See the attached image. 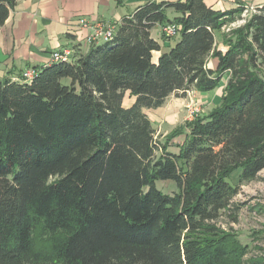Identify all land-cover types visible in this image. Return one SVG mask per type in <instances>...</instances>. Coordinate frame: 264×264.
<instances>
[{
  "label": "trees",
  "instance_id": "obj_1",
  "mask_svg": "<svg viewBox=\"0 0 264 264\" xmlns=\"http://www.w3.org/2000/svg\"><path fill=\"white\" fill-rule=\"evenodd\" d=\"M17 1L0 0V27ZM237 2L146 0L113 40L0 81V264H240L245 247L219 223L264 170V6L223 33L222 52L216 34L242 20ZM174 24L163 50L151 31ZM226 74L218 106L158 139L145 110L214 91Z\"/></svg>",
  "mask_w": 264,
  "mask_h": 264
},
{
  "label": "crops",
  "instance_id": "obj_2",
  "mask_svg": "<svg viewBox=\"0 0 264 264\" xmlns=\"http://www.w3.org/2000/svg\"><path fill=\"white\" fill-rule=\"evenodd\" d=\"M146 0H18L6 23L0 27V81L11 79L22 80L23 73L29 69L48 66L51 55L57 50L72 48L80 44L82 50H88L90 45L86 36L91 30L83 28L79 21L85 18L91 23H101L117 27L124 18L130 16ZM158 2L175 3L180 0H157ZM216 11L236 9L237 0H204ZM246 7V14L252 13V8L264 6V0H241ZM173 19L176 14L172 13ZM242 20H239L240 22ZM237 22L231 24L222 32L216 34L217 48L226 52L228 47L223 43V33L238 27ZM152 37L160 43L163 50H168L173 43L165 41L162 26L158 25L151 31ZM161 52H154L153 61L157 63ZM218 59L210 58L209 68L218 67ZM230 74L224 75L219 88L207 93L191 91L186 97L171 95L162 107L147 109L146 114L153 123L158 134L165 139L177 126L187 120L185 106L189 99L197 101L207 114L210 106H218V99L225 93V87ZM133 98H127L126 106L132 105ZM184 126V125H183ZM184 136L173 139L170 148L184 141Z\"/></svg>",
  "mask_w": 264,
  "mask_h": 264
},
{
  "label": "rangeland",
  "instance_id": "obj_3",
  "mask_svg": "<svg viewBox=\"0 0 264 264\" xmlns=\"http://www.w3.org/2000/svg\"><path fill=\"white\" fill-rule=\"evenodd\" d=\"M248 15L245 12L242 15V21L237 22L236 25L244 24ZM168 17L170 19L172 18L171 12L168 13ZM230 29L233 28L230 27ZM167 41L173 43L174 39ZM260 74L264 77V67L260 69ZM221 100L222 98H219L216 104L219 105ZM194 104L198 105L197 101L192 99H189L188 103H186L185 111L187 113V120L183 122V125L192 120L189 117L187 107L188 105ZM198 106L202 111L199 115L206 114L202 106ZM214 108V106H210L208 111L211 112ZM183 125L180 127H184ZM177 128L179 127L177 126L175 129ZM156 136L159 140L164 141L162 134L156 132ZM156 186L168 194H173L178 191L176 183L173 181L159 180L156 182ZM233 206L238 207L233 210V216L236 219L231 218L229 212H227L221 217L219 225L224 231L232 233L241 246L245 247V254L241 257L240 264H248L250 259L264 256V170L258 174L255 180L243 183L239 187V191L233 200Z\"/></svg>",
  "mask_w": 264,
  "mask_h": 264
},
{
  "label": "built area",
  "instance_id": "obj_4",
  "mask_svg": "<svg viewBox=\"0 0 264 264\" xmlns=\"http://www.w3.org/2000/svg\"><path fill=\"white\" fill-rule=\"evenodd\" d=\"M252 11L255 12V8H252ZM79 23L83 28L91 30V34L87 35L85 39L87 44H89L90 46L105 43L113 40L114 38L116 27L104 25L101 23H91L87 21L85 18L80 19ZM179 32H180V28L178 25L174 24V25L162 26V34L170 39L176 37L179 34ZM72 55H73V51L70 48L57 50L54 53H52L51 62L52 63L67 62L71 60ZM36 75H37V70L33 68H29L23 73L22 78L25 81H31L34 79ZM187 108L189 111V117L192 118V120L202 112L197 104L188 105Z\"/></svg>",
  "mask_w": 264,
  "mask_h": 264
}]
</instances>
